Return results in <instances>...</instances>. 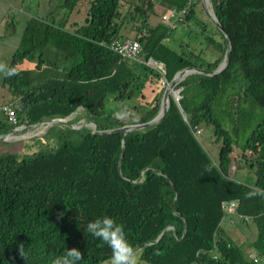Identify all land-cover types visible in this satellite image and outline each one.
<instances>
[{"label":"trees","instance_id":"obj_1","mask_svg":"<svg viewBox=\"0 0 264 264\" xmlns=\"http://www.w3.org/2000/svg\"><path fill=\"white\" fill-rule=\"evenodd\" d=\"M79 1L63 0L61 6L72 11ZM122 1L93 0L85 23H74L72 32L38 18L26 23L9 65L17 74L4 79L15 95L6 104H13L17 124L8 123L1 111L0 135L71 115L73 123L84 120L98 129L145 123L161 108L159 78L170 82L185 68L214 71L222 62L226 42L216 27L209 31L201 25L214 50L212 61L169 43L175 28L195 16L199 0H137L125 14ZM208 2L230 39L229 67L216 76L192 74L179 82L181 111L171 99L159 124L126 134L119 171L122 133L86 134L83 128L53 124L31 139L37 147L32 151L23 141L13 146L24 147L21 152L2 150L8 142L0 141V264H51L72 247L82 253L79 264L109 261L111 249L86 227L104 216L124 226L129 244L141 246L140 259L148 264H254L221 228L222 204L229 201L256 228L250 249L264 255V197L245 195L251 187L264 189V0ZM155 5L186 9L185 18L174 28L151 25ZM127 30L141 45V62L124 61L104 46L127 39ZM48 45L75 63L56 71L61 62L50 63ZM38 50L39 71L31 75L27 62ZM149 59L163 66L160 72L144 64ZM147 90L157 94L128 122L105 112L108 96L124 103L144 99ZM201 128L213 131L217 162L193 134ZM248 131L242 141L240 133ZM235 148L237 169L253 170V186L229 176ZM168 226L157 243L145 245Z\"/></svg>","mask_w":264,"mask_h":264},{"label":"rangeland","instance_id":"obj_2","mask_svg":"<svg viewBox=\"0 0 264 264\" xmlns=\"http://www.w3.org/2000/svg\"><path fill=\"white\" fill-rule=\"evenodd\" d=\"M39 1L40 0H0V62H4L8 65L11 64L13 60V54L19 47V42L26 22H28L31 17L38 18L39 20H43L46 22H54L56 27L60 26V24H63L61 28H64V30L68 32H72L75 28L74 23H77L78 25L85 23L90 4L93 0H80L75 9L72 11H69L61 6L63 0H49V2L41 1L43 6H41V3ZM136 1L137 0H123L121 13L125 14L129 8H134V6L136 5ZM2 2H6L7 4H9V6L7 7L2 5ZM39 3L40 7L37 8V5ZM200 7L201 2L199 0V3L195 7V16L187 22L186 29L188 31H182L180 26L176 27L171 35L172 38H169L172 40L169 43L173 48L176 49H179L180 46L188 50L194 49V51H196L197 53H202L206 62H209L215 58L214 50L213 47L209 46L203 39L205 33L201 32V25H206L209 31H214L215 26L206 16L202 8L200 9ZM162 11L163 9H160L159 5H155L153 12L148 16V23L151 25H155L161 22ZM5 17H9V19L12 21L15 20V26L6 24ZM124 35L128 37L127 39L131 40L133 39L134 32L127 30L124 31ZM46 54L50 56V63L61 62L60 66L57 65L60 68L59 71L66 69V67L69 68L74 62L71 60H65L62 53H60V56L62 57L61 59L59 57V53L50 45H48L46 48ZM39 59L40 51L38 50L31 56V59L28 60L27 65H29V67H31V70H33V74L31 75H36L38 73V69L34 66L38 63ZM44 66L46 67V65ZM153 66V70L156 71L155 65ZM4 79L5 77L0 75V112L1 106L8 103L7 100L9 98L14 99L15 97L14 93H12L10 90L9 83L5 82ZM160 82L161 79L159 78L156 83L157 91L164 88L160 86ZM177 85L173 88L175 92L178 90ZM160 92L162 93V91ZM153 95L154 94H152L150 90H147L145 91L144 99L135 98L133 100H126L124 103L116 101L113 96H108L106 98L105 112L111 113L116 116V113L118 111H128L130 112V116L123 120L121 119L122 121L128 122L130 118H135L140 114L137 109L142 111L146 110V108L148 107V103L150 104L153 100ZM139 105L142 107L137 108V106ZM257 112L260 114V116L263 115L261 111L257 110ZM70 118L71 120L74 119V115H71ZM71 120H68L67 124L71 127H74V130L79 132H83V130L78 127V125H87L88 123L84 120L73 123ZM254 125L255 122L253 123V126ZM49 126L51 125H48L47 127ZM47 127H37L32 130L21 129L19 130L20 132L17 131L13 133L11 136L7 137L6 142L8 143L5 145L8 146L2 150H18V152H21L24 147H13L16 141H23V144L26 143L27 145H29L30 151L36 149L37 147H33V142H31V139L43 133ZM248 134L249 131L246 133L241 132L240 139L244 141ZM198 141L200 142L202 147L210 154L212 160L217 162L219 144L215 142V137L213 135L212 129L201 128V134L198 137ZM2 144L3 143H0V147H4ZM9 144L11 146H9ZM239 152V149L235 148L234 156L236 157V159L233 161V164L229 169V176L236 182L243 183L247 186H253L255 181L253 170H250L246 167L237 169L240 156ZM230 219L233 221V223L230 222ZM221 228L224 231L225 236L228 239L232 240L245 255H250V252H252V250L250 249V245L256 238V228L251 222H245L236 216H227L222 220ZM136 254L139 257V264H148L140 259L139 251H136ZM102 264H109V261H105Z\"/></svg>","mask_w":264,"mask_h":264},{"label":"water","instance_id":"obj_3","mask_svg":"<svg viewBox=\"0 0 264 264\" xmlns=\"http://www.w3.org/2000/svg\"><path fill=\"white\" fill-rule=\"evenodd\" d=\"M201 2V7L202 10L205 12L206 16L209 18V20L213 23V25L216 27L218 31L221 32V34L225 38L226 42V50L225 54L223 57L222 62L218 65L217 69L214 71H208L205 69H200V68H185L180 71H178L172 80L168 82L167 86H165L162 90V102H161V108L158 112V114L150 121L145 122V123H140V124H128L124 125L123 127L120 128H115V129H98L97 126L94 123L88 122L86 124H80L78 127L83 128L87 133L94 134V135H108V134H115V133H122L123 134V139H122V150L120 153L119 161H118V171L120 170V162H121V157L123 154L124 146H125V136L126 134L133 132V131H138V130H144L148 129L154 125L159 124L167 115L169 108H170V102L171 99L177 104L178 109L181 111V108L179 106V99H180V91L181 89H178L176 92L173 90V88L182 80H184L186 77L192 75V74H201L205 76H216L221 73H223L225 70L230 65V54H231V44H230V39L226 32L224 31L223 27L215 17L211 6L209 5L208 0H200ZM71 116H67L65 118H49V119H44L43 121L35 124V125H21L19 127L11 129L9 132L6 134L0 135V141H6L8 136H11L13 133L21 130V129H34L37 127H47L48 125H53V124H61L64 126H67L68 128L74 130V127H71L70 125L67 124L68 120H71ZM185 119V116H183ZM20 132V131H19ZM140 180V178H139ZM177 196L174 199V202L176 201ZM185 222V220H184ZM171 228V226L166 227L161 236L156 239L153 242H148L145 245H151L154 243H157L166 233V231ZM174 235L176 236V231H174ZM186 235V226L185 230L183 232V236L181 239H183ZM143 245V246H145ZM141 249V246L136 247L134 250L138 251Z\"/></svg>","mask_w":264,"mask_h":264},{"label":"clouds","instance_id":"obj_4","mask_svg":"<svg viewBox=\"0 0 264 264\" xmlns=\"http://www.w3.org/2000/svg\"><path fill=\"white\" fill-rule=\"evenodd\" d=\"M16 74L17 72L14 67L0 62V75L5 78H11ZM116 116L123 120L130 116V112L118 111ZM245 195L248 199L257 196L264 197V189L251 187V190ZM86 227L88 233L94 238L103 241L111 249L109 264H139V257L134 248L129 244L122 224L117 223L109 216H104L88 222ZM82 259L81 251L76 247H72L67 248L63 255L56 256L51 264H79V261ZM255 264H260V260L256 259Z\"/></svg>","mask_w":264,"mask_h":264},{"label":"built area","instance_id":"obj_5","mask_svg":"<svg viewBox=\"0 0 264 264\" xmlns=\"http://www.w3.org/2000/svg\"><path fill=\"white\" fill-rule=\"evenodd\" d=\"M186 15V9L177 10L176 8H168L162 15H161V23L169 28L176 27L177 24L181 23ZM106 48L111 50L112 52L116 53L122 60L127 62H141V45L137 40H130V39H117L112 41L111 43L104 45ZM145 65L154 68L160 72L162 69L161 64H156L154 61L149 59L144 63ZM168 82L166 79L161 78L160 86L165 87L167 86ZM1 111L5 114L7 121L12 124H17L16 118V111L12 103L5 104L1 106ZM195 137H198L201 134V129L195 130L193 132ZM222 209L224 211L225 217L227 216H236L239 219L247 222L250 221L248 217L239 215L237 213V203L235 201H229L222 204ZM230 222L233 221L230 219ZM250 260L255 264L256 259L260 260V264H264V255H257L254 251L250 252L248 256Z\"/></svg>","mask_w":264,"mask_h":264},{"label":"crops","instance_id":"obj_6","mask_svg":"<svg viewBox=\"0 0 264 264\" xmlns=\"http://www.w3.org/2000/svg\"><path fill=\"white\" fill-rule=\"evenodd\" d=\"M41 1L42 2H49V0H40L39 2L41 3ZM40 3L37 5V8H39L40 7ZM2 5H4V6H9V4H7L6 2H2L1 3ZM47 4V3H46ZM41 6H43V4L41 3ZM160 6V5H159ZM202 7H200V9H201ZM160 9H163V11L161 12V15L168 9V8H165V7H163V6H160ZM47 11V10H46ZM32 18V17H31ZM5 22H6V24H11L12 26H15V20H10L9 19V17H5ZM27 23V22H26ZM26 26V25H25ZM178 27V26H177ZM181 27V29H182V31H188L186 28H187V23H185V24H183V25H181L180 26ZM25 28V27H24ZM27 67V69H30L31 70V67H29V65L28 66H26ZM35 67V66H34ZM42 69H46L45 67H43ZM59 69L60 68H58V69H56V71L58 70L59 71ZM39 71V70H38ZM157 91V90H156ZM156 91H155V93H154V96H153V99H154V97H155V95L157 94L156 93ZM12 98H9L8 100H7V102H11L12 100H11ZM6 103V102H5ZM5 105V104H4Z\"/></svg>","mask_w":264,"mask_h":264}]
</instances>
